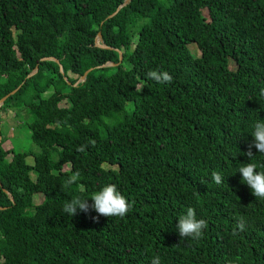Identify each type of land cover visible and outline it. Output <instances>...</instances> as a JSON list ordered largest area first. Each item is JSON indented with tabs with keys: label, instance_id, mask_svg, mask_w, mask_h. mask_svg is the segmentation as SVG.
<instances>
[{
	"label": "trees",
	"instance_id": "1",
	"mask_svg": "<svg viewBox=\"0 0 264 264\" xmlns=\"http://www.w3.org/2000/svg\"><path fill=\"white\" fill-rule=\"evenodd\" d=\"M125 2L0 0V117L27 109L39 149L4 148L0 119V264H264V200L238 171L264 119V0ZM108 183L123 218L62 211ZM188 207L199 240L179 235Z\"/></svg>",
	"mask_w": 264,
	"mask_h": 264
},
{
	"label": "clouds",
	"instance_id": "2",
	"mask_svg": "<svg viewBox=\"0 0 264 264\" xmlns=\"http://www.w3.org/2000/svg\"><path fill=\"white\" fill-rule=\"evenodd\" d=\"M151 79H154L158 83H171L173 77L167 72L151 71L149 74ZM260 95L264 96V88L260 89ZM251 135L253 140L248 145V150L245 155L249 157L250 162L243 164L239 168L241 173L242 182H245L251 189L256 198L264 200V170H258V165L251 162L254 154L252 148L258 150V153H264V119H258L252 124ZM94 143V142H92ZM78 151H84L85 146H80ZM214 182L219 185L223 182L224 177L217 171L211 173ZM77 179L74 175L69 178L68 183H73ZM92 204L89 205L88 199H81L74 197L70 201L66 202L62 211L74 216L77 213V209L84 212H88L89 209H94L99 215L106 217H120L123 218L132 208V203L118 190L117 185L108 183L104 185L100 190L96 191L90 197ZM134 203V202H133ZM93 219H98L93 217ZM207 227V221L203 218H197V214L194 208L188 207L185 214L179 216L177 228L179 235L184 237H191L193 240H199L203 236V229ZM245 224L243 218L237 224V229L243 230ZM233 234H236L234 229ZM152 264H159V257H154Z\"/></svg>",
	"mask_w": 264,
	"mask_h": 264
},
{
	"label": "rangeland",
	"instance_id": "3",
	"mask_svg": "<svg viewBox=\"0 0 264 264\" xmlns=\"http://www.w3.org/2000/svg\"><path fill=\"white\" fill-rule=\"evenodd\" d=\"M196 56H200V51L195 44L189 45ZM230 68L235 70L236 64L231 61ZM49 94V93H48ZM47 94V95H48ZM1 119V117H0ZM33 119L27 109L19 110L13 105L8 108L6 114L1 119V133L4 138V148L12 149V152L32 151L38 152V147L33 143L30 138V130L27 126ZM34 156H29L27 162L34 163ZM68 168V166L66 167ZM34 178V177H33ZM43 201V196L37 194L34 196L35 205Z\"/></svg>",
	"mask_w": 264,
	"mask_h": 264
},
{
	"label": "water",
	"instance_id": "4",
	"mask_svg": "<svg viewBox=\"0 0 264 264\" xmlns=\"http://www.w3.org/2000/svg\"><path fill=\"white\" fill-rule=\"evenodd\" d=\"M130 1H131V0H126V2L124 3V5L127 4V3H129ZM124 5H122V6H124ZM122 6H120L114 14L110 15L109 18H112L113 16H115V15L118 13V11L121 9ZM96 45L99 46V47H102V48H110V47H108V46H106V45L104 44L103 39H102V34H101V33H99V34L97 35V37H96ZM119 53H120V61H122V52L119 51ZM42 60H53V61L57 62L58 64H60V61H59L58 59H56V58H43ZM108 65H109V66H114V65H117V64L114 63V62H108V63H106V64H104V65L98 66L97 68H100V67H106V66H108ZM92 70H93V68H91V69H89L88 71H86V73L81 77V79L79 80V82H80V81H85L86 78H87L88 73L91 72ZM37 71H38V68H36V69L31 73V75L35 74ZM16 91H17V90H14L13 92H11L10 94L4 96V97L0 100V108L4 105L5 101H6L11 95H13L14 93H16ZM7 193H8V192H7ZM11 198H12V197H11ZM0 209H4V208H3V207H0Z\"/></svg>",
	"mask_w": 264,
	"mask_h": 264
}]
</instances>
